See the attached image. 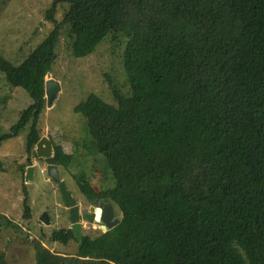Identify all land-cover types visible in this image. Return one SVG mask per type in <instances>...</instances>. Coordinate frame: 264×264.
<instances>
[{"label":"trees","instance_id":"obj_1","mask_svg":"<svg viewBox=\"0 0 264 264\" xmlns=\"http://www.w3.org/2000/svg\"><path fill=\"white\" fill-rule=\"evenodd\" d=\"M46 19L53 28L21 62L0 49L6 81L32 97L0 147L28 127L29 164L38 157L46 76L64 32L77 58L123 35L128 88L111 83L116 103L91 92L74 107L114 183L99 187L84 169L74 178L121 220L84 234L73 257L40 238L31 264H264V0H53ZM54 148L58 166L81 163ZM3 217L4 228L22 230ZM50 240L78 242L71 227ZM0 264H10L3 251Z\"/></svg>","mask_w":264,"mask_h":264},{"label":"rangeland","instance_id":"obj_2","mask_svg":"<svg viewBox=\"0 0 264 264\" xmlns=\"http://www.w3.org/2000/svg\"><path fill=\"white\" fill-rule=\"evenodd\" d=\"M52 1L0 0V49L9 60L21 62L53 28V23L46 19V11ZM65 7L67 4L59 5L55 14L58 20L62 18ZM70 44L64 32L57 44L58 57L49 76L60 82L61 89L53 105L46 106L42 112L39 128L42 136L50 138L53 144H60L66 152L79 157L80 164L58 168L81 211L85 212L95 201H90L81 192L74 174L86 170L99 187L111 186L114 182L111 173H103L102 161H94L100 155L93 147L86 118L75 112L74 107L91 92L116 103L111 83L123 90L128 88L122 59L126 38L121 34H110L92 54L81 58L72 56ZM31 103L30 94L24 88L8 83L0 71V134L9 131L21 111ZM27 131L28 127L19 135L3 141L0 147V158L4 164V170L0 171V219L6 220L5 215L23 230L4 228L0 221V251L6 253L10 264H31L36 260L34 242L44 238L45 246L51 251L73 257L78 250L77 241L64 244L50 240L54 230L71 227L69 208L63 201L58 183L47 173L45 159L32 156L29 164ZM33 164L36 170L32 179L27 181V167ZM24 187L29 194V218L23 217ZM115 211L120 217L121 212L116 206ZM44 212L49 215V225L41 220ZM82 227L83 234L92 236L105 231L101 226L86 221L82 222Z\"/></svg>","mask_w":264,"mask_h":264},{"label":"water","instance_id":"obj_3","mask_svg":"<svg viewBox=\"0 0 264 264\" xmlns=\"http://www.w3.org/2000/svg\"><path fill=\"white\" fill-rule=\"evenodd\" d=\"M50 76V72L47 74L45 82L47 106L51 107L58 97V93L61 89L60 82ZM35 150L39 158H44L46 162V168L48 175L59 185L62 198L66 206L69 208L71 228L75 237L78 239L79 244L83 242V227L82 222L96 223L103 227V229L109 230L115 227L121 220L115 211V206L110 201L95 200V205H92L88 211L82 212L80 205L77 203L72 192L67 188L66 182L61 178L58 164L55 156V148L53 141L47 136H41L38 140ZM36 165H30L27 167L26 180L32 179ZM41 220L46 224H50V218L47 212H44L41 216Z\"/></svg>","mask_w":264,"mask_h":264},{"label":"flooded vegetation","instance_id":"obj_4","mask_svg":"<svg viewBox=\"0 0 264 264\" xmlns=\"http://www.w3.org/2000/svg\"><path fill=\"white\" fill-rule=\"evenodd\" d=\"M93 205H95V202H94V204ZM97 205H95V207H96ZM92 224H96V223H92ZM98 226H100L99 224H97Z\"/></svg>","mask_w":264,"mask_h":264},{"label":"bare ground","instance_id":"obj_5","mask_svg":"<svg viewBox=\"0 0 264 264\" xmlns=\"http://www.w3.org/2000/svg\"><path fill=\"white\" fill-rule=\"evenodd\" d=\"M101 226V225H100ZM101 228H103L102 226H101Z\"/></svg>","mask_w":264,"mask_h":264}]
</instances>
